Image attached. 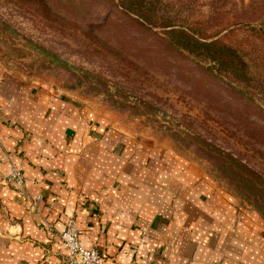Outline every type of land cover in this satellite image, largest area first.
<instances>
[{
	"label": "rangeland",
	"instance_id": "1",
	"mask_svg": "<svg viewBox=\"0 0 264 264\" xmlns=\"http://www.w3.org/2000/svg\"><path fill=\"white\" fill-rule=\"evenodd\" d=\"M0 71L197 164L264 220V0H0Z\"/></svg>",
	"mask_w": 264,
	"mask_h": 264
},
{
	"label": "crops",
	"instance_id": "2",
	"mask_svg": "<svg viewBox=\"0 0 264 264\" xmlns=\"http://www.w3.org/2000/svg\"><path fill=\"white\" fill-rule=\"evenodd\" d=\"M70 218L103 264H264V220L197 164L0 71V264H67Z\"/></svg>",
	"mask_w": 264,
	"mask_h": 264
},
{
	"label": "built area",
	"instance_id": "3",
	"mask_svg": "<svg viewBox=\"0 0 264 264\" xmlns=\"http://www.w3.org/2000/svg\"><path fill=\"white\" fill-rule=\"evenodd\" d=\"M3 182L19 193H27L25 175L15 164L10 166L3 178ZM59 236L68 251L67 264H103V258L97 250L87 249L84 246L74 218H70L65 223Z\"/></svg>",
	"mask_w": 264,
	"mask_h": 264
},
{
	"label": "trees",
	"instance_id": "4",
	"mask_svg": "<svg viewBox=\"0 0 264 264\" xmlns=\"http://www.w3.org/2000/svg\"><path fill=\"white\" fill-rule=\"evenodd\" d=\"M145 21L146 22H149V20H148V18L147 19H145ZM165 29H170V30H168L167 32L170 34V33H173L174 35H177V34H179V33H181V32H179V31H177V29H175L174 27H176V26H174V25H171V24H168V25H165V26H163ZM188 38H190V39H192L193 41L195 40V39H193L191 36L189 37V36H187ZM195 42L197 43V41L195 40ZM191 43H193V42H191ZM214 44H216V42H210V43H206V42H204V44H202V43H200V46L201 47H203V48H210L211 46H213ZM188 49V48H187ZM209 50V49H208ZM230 51H232V50H230ZM209 52V56H207L206 57V60L208 61V63H223V59H224V57H223V55L220 53V52H218V51H211V50H209L208 51ZM65 100L66 101H69V102H71V103H74L72 100H71V98H65ZM75 104V103H74Z\"/></svg>",
	"mask_w": 264,
	"mask_h": 264
}]
</instances>
